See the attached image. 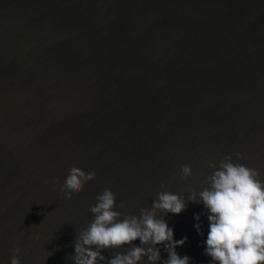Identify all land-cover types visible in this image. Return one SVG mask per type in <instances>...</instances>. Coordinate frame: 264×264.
<instances>
[{"label": "water", "instance_id": "95a60500", "mask_svg": "<svg viewBox=\"0 0 264 264\" xmlns=\"http://www.w3.org/2000/svg\"><path fill=\"white\" fill-rule=\"evenodd\" d=\"M224 155L264 179V0H0V264L16 247L21 264H74L104 188L138 216L202 190ZM73 166L97 178L69 201ZM208 214L165 217L193 264H212Z\"/></svg>", "mask_w": 264, "mask_h": 264}, {"label": "clouds", "instance_id": "9594fccd", "mask_svg": "<svg viewBox=\"0 0 264 264\" xmlns=\"http://www.w3.org/2000/svg\"><path fill=\"white\" fill-rule=\"evenodd\" d=\"M236 157L246 159L241 153ZM207 166L212 173L206 177V186L202 190L186 189L189 192L187 199L170 191H160L151 208L141 207L138 216L117 211V207L124 209V205L118 206L115 193L104 188L96 195V203L89 205L94 220L79 232L74 241L75 254L69 258L74 264H144L145 258L148 264H161L158 246L162 245L168 254L163 264H193L190 257H181L176 251L188 242L187 237L175 240L174 230L165 217L169 213L182 214L188 203L202 202L209 213L205 255L211 258L212 264H264V179L261 172L235 163L231 155H224L218 165L208 161ZM192 175L190 164L180 165V176L184 181ZM96 178L95 171L85 172L73 166L59 191L71 201ZM166 187L161 185L162 189ZM159 213L164 216L158 217ZM195 219L198 221L195 228L203 236L200 216L196 215ZM137 240L142 246H135ZM125 246H130L126 253L115 251L109 260L101 254ZM20 252L19 247L13 249L10 264H21Z\"/></svg>", "mask_w": 264, "mask_h": 264}]
</instances>
